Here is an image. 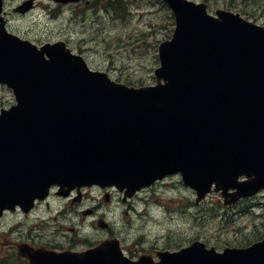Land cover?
<instances>
[{"label":"water","instance_id":"95a60500","mask_svg":"<svg viewBox=\"0 0 264 264\" xmlns=\"http://www.w3.org/2000/svg\"><path fill=\"white\" fill-rule=\"evenodd\" d=\"M164 1L175 28L158 46L156 82L137 87L92 69L64 40L39 45L10 32L0 0V83L17 101L0 111V217L17 205L27 212L52 185L132 196L179 173L197 201L221 190L227 203L264 188V25L203 1ZM157 255L131 258L118 238L27 253L31 264H264V238Z\"/></svg>","mask_w":264,"mask_h":264},{"label":"rangeland","instance_id":"374dc122","mask_svg":"<svg viewBox=\"0 0 264 264\" xmlns=\"http://www.w3.org/2000/svg\"><path fill=\"white\" fill-rule=\"evenodd\" d=\"M21 1L6 0L11 31L37 43L63 39L75 52L83 54L92 68L108 71L118 81L133 85L155 82L154 70L160 65L158 44L170 38L175 27L174 16L163 0H125L126 14L119 8L106 7L102 0H83L58 12L53 2L38 0L31 12L14 13L13 8ZM196 1L207 2L212 11L216 7L245 10L246 16L264 24V0ZM13 103V91L0 84V109ZM83 193L76 205L53 197L48 201L49 208L39 207L29 219L21 214L7 215L0 223V264L11 262L8 254L21 236L16 227L21 221L25 222L24 234L37 221L42 223L34 230L35 240L65 243L76 234L88 235L89 241L96 240L100 233L105 236L109 231L97 225L102 217L135 255L151 246L153 250L176 248L196 238L222 249L246 245L264 236L263 193L230 206L223 203L220 192H212L205 201L195 204V191L183 185L178 176L138 193L130 200L135 201L133 209L116 193L110 194L109 201L99 188H88ZM252 206L262 212L260 217L250 215L248 209ZM90 207H95V213L83 215Z\"/></svg>","mask_w":264,"mask_h":264},{"label":"flooded vegetation","instance_id":"af4514ba","mask_svg":"<svg viewBox=\"0 0 264 264\" xmlns=\"http://www.w3.org/2000/svg\"><path fill=\"white\" fill-rule=\"evenodd\" d=\"M71 3H69V4H66V6H68V5H70ZM92 188H99L101 191H103V193L107 196V192H111V194H113V193H118L119 191L118 190H116L115 188H106V189H104V188H102V187H100V186H93V187H91V188H89V189H92ZM86 189H88V188H86ZM76 196V192H73L72 193V195L70 196V197H67V198H65V199H67V200H69V203L70 204H68V205H76V204H78L77 202H81V200H82V198L84 197V195H83V193H81L80 194V199L79 200H76L78 197H76V198H74ZM110 196L111 195H108V197H109V200H110ZM53 197H57V198H62V197H60V196H58V195H56L55 193H52L51 194V196H50V198L49 199H52ZM49 199L48 200H46V201H44V202H40V203H38L37 205H36V208L31 212V213H29V214H24V213H21L20 212V214L21 215H24L26 218H30L31 217V214L33 213V212H35L36 211V209H38L39 207H41V206H46L47 208H49L50 207V205H49ZM108 200V201H109ZM128 204H129V201H128ZM130 205V204H129ZM133 205H130V208L132 207ZM88 210H90L91 212L92 211H94L95 210V207H93V209L91 208V209H88ZM96 211V210H95ZM94 211V212H95ZM63 212H60V214H62ZM8 214H11V213H9L8 212ZM64 218H65V216H64ZM3 221V220H2ZM24 223L25 222H20V223H17L16 224V227L18 228V231L21 233V236L20 237H17L18 238V241L17 242H15V247H16V250H17V248H19L22 252L23 251H26L27 249L25 248V246H27L28 247V245H26V244H29L30 246H35V247H37V246H40V245H42V246H47V247H50V248H61V249H65V248H81L82 247V245H81V242H82V239L79 237V235L78 234H76L77 235V237H73L72 238V241L71 242H68V240H66V242L65 243H62V242H58V241H55V242H40V241H37V240H35V235H34V230H36V229H38V227H39V223H38V221L36 222V223H34V225H36V226H30L29 227V229L27 230V232L24 234V232H23V229H22V226L24 225ZM70 229H73V230H75V228H73V227H69ZM59 230H65V228H60ZM108 230H111L112 231V226H111V224L109 223V226H108ZM112 235L114 234V233H111ZM24 236V237H23ZM79 241H80V243H79ZM79 243V244H78ZM25 244V245H24ZM16 255H17V257H19L21 260H25V261H27L25 258H23V257H21V256H18V254L16 253Z\"/></svg>","mask_w":264,"mask_h":264},{"label":"trees","instance_id":"16d2710c","mask_svg":"<svg viewBox=\"0 0 264 264\" xmlns=\"http://www.w3.org/2000/svg\"><path fill=\"white\" fill-rule=\"evenodd\" d=\"M99 1L100 0H96V2H99ZM102 1L104 2V5L108 8H111V7L115 8V9L119 8L120 10H123L122 12L124 14L128 13V11H126L127 6H126V2H124L125 0H102ZM106 2H108V3H106ZM240 11L244 14L246 13L245 10L244 11L240 10ZM119 14H120V17H122V18L124 17V15L121 12H119ZM168 15L172 17V15L170 13H168Z\"/></svg>","mask_w":264,"mask_h":264}]
</instances>
